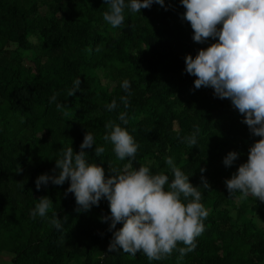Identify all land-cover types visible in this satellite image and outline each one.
Listing matches in <instances>:
<instances>
[{"label":"trees","instance_id":"obj_1","mask_svg":"<svg viewBox=\"0 0 264 264\" xmlns=\"http://www.w3.org/2000/svg\"><path fill=\"white\" fill-rule=\"evenodd\" d=\"M108 10L104 0H0V261L264 264V202L240 199L241 193L230 194L225 184L260 137L251 133L230 99L215 96L211 87L195 88V76L185 71V55L195 57L218 38L193 40L181 0H164L163 6L153 2L140 13L125 7L118 28L103 20ZM76 79L79 90L68 96ZM124 80L130 82L131 95L121 87ZM53 95L56 100L50 102ZM122 96L128 98L127 109ZM113 100L117 108L109 111L106 105ZM121 112L127 113V124L118 119ZM110 120L138 145L134 159L119 160L103 139ZM197 126L196 145L182 142ZM86 132L95 139L85 149L87 160L103 167L106 178L109 169L131 162L133 168L147 166L153 175H168L170 182L173 173L165 161L173 159L197 186L209 213L193 251L179 259L173 250L161 260H149L143 252H109L113 232L110 221L101 219L110 216L106 198L78 212L74 194H65L70 181L37 190L36 178L58 174L55 160L70 146L78 152ZM95 147L104 148L100 157ZM230 151L238 156L226 167L223 159ZM43 196L51 208L46 217L33 218ZM54 213L63 225L59 230L50 223Z\"/></svg>","mask_w":264,"mask_h":264},{"label":"clouds","instance_id":"obj_2","mask_svg":"<svg viewBox=\"0 0 264 264\" xmlns=\"http://www.w3.org/2000/svg\"><path fill=\"white\" fill-rule=\"evenodd\" d=\"M104 2L109 5V10L103 13V20L113 28L124 23L125 7L140 13L153 2L164 5V0H129L127 5L125 0ZM181 3L185 8L183 19L190 23L195 42L218 38L208 47L199 49L195 57H184L185 71L195 76V88L211 87L215 96L230 99L232 106L243 115V122L251 133L260 137L249 148L247 161L226 179L227 190L230 194L241 193L240 199L252 196L264 202V0H181ZM80 84V79L74 80L68 96H74ZM121 87L131 95L128 80H124ZM55 100L53 95L50 102ZM121 102L125 109L129 107L127 96H122ZM61 107L57 104L58 110ZM106 108L115 110L116 101L107 104ZM64 116L69 113L65 111ZM118 119L127 124V113H119ZM105 128L108 131L103 139L111 142L116 157L119 160L134 159L138 145L133 137L111 120ZM199 131L197 126L182 142L195 146ZM94 144L93 135L86 132L78 152L70 146L60 159L55 160L54 171L58 170V174L45 173L36 178L37 190L49 182L63 185L66 180L70 181L65 194H74L78 212L90 210L101 198H106L110 216L101 219L110 221L109 230L113 232L109 252L122 249L133 256L143 252L149 260H161L173 250L179 252V259L193 251L209 213L200 203L201 192L176 167L173 159L167 157L165 161L173 173L170 182L168 175H153L147 166L133 168L131 162L122 169H109L111 174L106 178L103 167L87 160L85 149ZM103 152V147L94 148L98 157ZM237 156V152L230 151L223 159L224 165L230 166ZM201 180L208 188L207 181L203 177ZM38 201L31 216L46 217L51 200L43 196ZM53 215L50 223L59 230L63 225L57 214ZM117 223L122 226L116 228ZM178 244L184 247L177 248Z\"/></svg>","mask_w":264,"mask_h":264},{"label":"rangeland","instance_id":"obj_3","mask_svg":"<svg viewBox=\"0 0 264 264\" xmlns=\"http://www.w3.org/2000/svg\"><path fill=\"white\" fill-rule=\"evenodd\" d=\"M30 39H31L32 41H35V38H34V37H31ZM24 62L27 63V60L24 59ZM105 80H107V77L104 76V75L102 74V76H101V81L104 82ZM0 264H4V262L0 261Z\"/></svg>","mask_w":264,"mask_h":264}]
</instances>
